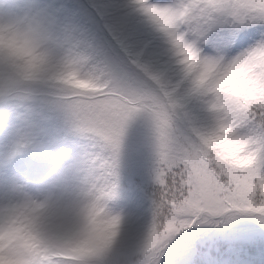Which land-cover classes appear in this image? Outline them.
I'll return each instance as SVG.
<instances>
[{
  "label": "snow or ice",
  "instance_id": "snow-or-ice-1",
  "mask_svg": "<svg viewBox=\"0 0 264 264\" xmlns=\"http://www.w3.org/2000/svg\"><path fill=\"white\" fill-rule=\"evenodd\" d=\"M29 7L58 34L62 71L23 98L11 96L14 80H0V186L38 189L54 170L101 178L120 227L95 264H264V92L199 84L182 62L185 51L204 64L264 52V0ZM133 124L147 134L125 187ZM33 152L56 163H26ZM194 226L217 234L189 240Z\"/></svg>",
  "mask_w": 264,
  "mask_h": 264
},
{
  "label": "clouds",
  "instance_id": "clouds-1",
  "mask_svg": "<svg viewBox=\"0 0 264 264\" xmlns=\"http://www.w3.org/2000/svg\"><path fill=\"white\" fill-rule=\"evenodd\" d=\"M31 3L0 0V80L16 82L12 97L23 98L62 71L59 36ZM238 55L237 62L204 64L185 51L182 62L199 84L241 97L264 92V52L251 59ZM6 98L0 94V100ZM106 191L99 177L56 170L38 189L12 193L0 186V264H49L58 257L95 264L120 227Z\"/></svg>",
  "mask_w": 264,
  "mask_h": 264
},
{
  "label": "trees",
  "instance_id": "trees-1",
  "mask_svg": "<svg viewBox=\"0 0 264 264\" xmlns=\"http://www.w3.org/2000/svg\"><path fill=\"white\" fill-rule=\"evenodd\" d=\"M147 134V126L143 124H133L130 128L128 138L126 140L123 161H122V174L124 176L125 187L128 185V178L130 176L131 170L136 163V148L138 146V141ZM217 234V230L206 229V228H196L189 230L188 239L189 240H206L211 241V238ZM216 251V250H214Z\"/></svg>",
  "mask_w": 264,
  "mask_h": 264
},
{
  "label": "rangeland",
  "instance_id": "rangeland-1",
  "mask_svg": "<svg viewBox=\"0 0 264 264\" xmlns=\"http://www.w3.org/2000/svg\"><path fill=\"white\" fill-rule=\"evenodd\" d=\"M79 144H88L87 141H78ZM25 162L31 164L37 168H48L56 163V158L54 155L43 152H33L29 153L25 157Z\"/></svg>",
  "mask_w": 264,
  "mask_h": 264
}]
</instances>
